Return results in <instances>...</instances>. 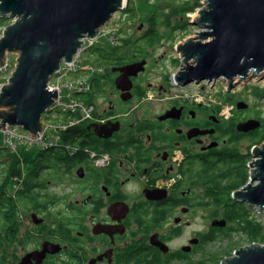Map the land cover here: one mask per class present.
Listing matches in <instances>:
<instances>
[{"label": "flooded vegetation", "instance_id": "flooded-vegetation-1", "mask_svg": "<svg viewBox=\"0 0 264 264\" xmlns=\"http://www.w3.org/2000/svg\"><path fill=\"white\" fill-rule=\"evenodd\" d=\"M184 28L140 35L153 47ZM107 38L89 49L95 68L83 101L93 112L80 122L83 137L63 144L73 124L41 145L0 140V264H208V245L225 242L227 252L239 244L238 210L254 218L256 208L235 197L251 171L238 187L224 157L250 168L264 143L261 112L245 118L233 105L226 114L223 100L200 86L208 79L185 83L174 44L175 56L158 59ZM143 60L117 85L119 68ZM249 119L261 127L240 132Z\"/></svg>", "mask_w": 264, "mask_h": 264}, {"label": "water", "instance_id": "water-1", "mask_svg": "<svg viewBox=\"0 0 264 264\" xmlns=\"http://www.w3.org/2000/svg\"><path fill=\"white\" fill-rule=\"evenodd\" d=\"M205 4L193 22L203 32L176 46L188 67L185 83L224 77L231 90L236 77L243 82L264 75V0H206ZM123 8L124 0H0V18L17 17L0 38V67L9 55L17 56L0 91V126H22L37 136L43 130L44 114L58 98L57 91L48 89L51 76L62 63L72 62L85 40H95ZM204 38L210 41H200ZM145 64L143 60L119 68L123 79L119 76L117 85L137 75ZM247 108L243 102L237 104L238 110ZM260 127V121L249 119L237 129L248 133ZM253 157L250 179L235 197L263 213L264 143L254 148ZM221 264H264V243L240 247Z\"/></svg>", "mask_w": 264, "mask_h": 264}, {"label": "rangeland", "instance_id": "rangeland-1", "mask_svg": "<svg viewBox=\"0 0 264 264\" xmlns=\"http://www.w3.org/2000/svg\"><path fill=\"white\" fill-rule=\"evenodd\" d=\"M205 3L206 0H128L127 5L122 10L118 11L103 27L102 35L106 34L105 37H108L107 41H112L105 44L112 47L113 42H119V39L122 38V40L128 41L127 43L130 45L128 46L129 49H131L135 44H140L144 48H148L150 50L151 57L160 59V56L165 54H167V57H173L176 55L175 51L171 50L173 44L175 48L176 45H179V42L182 41V43H184L187 38L193 35L196 36V33L201 32L200 30H202V27L193 24V22L198 16L197 10L206 8ZM182 6L191 7L193 9L189 12L181 11L178 13L177 11L180 10ZM194 13L195 15L192 16ZM15 20H17V17L11 18L9 20L10 24ZM179 22H181L180 24H182L185 28L184 30L175 33L169 42H159L155 46L151 47L147 44V40L141 38L140 29L145 30L147 27L153 28V31H156L153 36H156L163 34V32L165 33L169 27L178 26ZM2 28L3 27H0V33L2 32ZM154 28H157L159 31L155 30ZM99 41L101 42L102 39H99ZM200 41L203 43H208L210 38L200 39ZM92 45H97V42L92 43L91 39H86L84 49L82 51L80 50L81 53L76 58V60L83 59L86 64H90L93 66V68H95L93 62L94 57L88 50V48H90ZM100 45L101 44H99V46ZM16 58V55H10L12 70L14 69ZM168 64L169 63H165V65ZM192 66H196V64L192 63ZM64 67L65 66H63V69ZM262 76L264 75L260 74L255 77L253 76L243 82H240V78L236 77V79L233 81L234 87L231 90L229 89L228 81L224 77L217 78L215 81L204 80L200 86L204 87L206 94H214L223 100L224 111L226 114L231 111V106L234 105L240 114L245 113V118L253 117L256 111L261 112L262 117L264 118V77ZM1 79L2 78H0V84L2 81ZM80 98H83L82 95ZM239 102L247 104L250 109L247 108L238 110L237 104ZM47 117L48 116L46 115L45 118ZM19 127L24 129L22 126ZM27 132L30 133L29 131ZM254 160H256V158ZM249 170L251 171V167L248 168V174ZM256 182L257 181H254L253 185ZM253 214L255 219L264 223V213L258 215L256 210L253 209ZM238 239L239 244H242L241 247L250 244L247 240V237L243 234H239ZM224 243L225 242H220L219 244L215 243L213 245H208V257L212 253H214V256H216L218 253H222Z\"/></svg>", "mask_w": 264, "mask_h": 264}, {"label": "built area", "instance_id": "built-area-1", "mask_svg": "<svg viewBox=\"0 0 264 264\" xmlns=\"http://www.w3.org/2000/svg\"><path fill=\"white\" fill-rule=\"evenodd\" d=\"M83 49L84 47L81 51ZM78 56L71 63H63L60 70L50 78L48 89L57 91L58 98L49 108L48 112L45 113V116L50 117L43 119V130L37 136H33L19 126L7 125L4 128L0 126V133L3 134L6 143L41 145L42 143L54 142L56 139L55 131L58 127L65 128L66 126L78 124L91 117L93 107L83 104L78 99V95L84 94L89 90L92 67L89 65L84 66L82 59L76 60ZM63 66H65L64 69ZM11 73V61L8 58L5 65L0 67V78H2L0 90ZM65 114L68 115L67 125L62 120L56 121L58 116L62 117ZM104 158L102 156L99 159L103 160Z\"/></svg>", "mask_w": 264, "mask_h": 264}, {"label": "trees", "instance_id": "trees-1", "mask_svg": "<svg viewBox=\"0 0 264 264\" xmlns=\"http://www.w3.org/2000/svg\"><path fill=\"white\" fill-rule=\"evenodd\" d=\"M192 9L193 8L191 7L182 6L181 9L178 10L177 12L178 13L181 11L189 12V11H192ZM9 20H10L9 18L0 19V26L9 25L10 24ZM180 23L181 22H179L178 25H182ZM121 41L124 43L128 42L127 40H121ZM155 43L156 41L154 40H147V44H149L150 46ZM116 51L118 50H115V52ZM237 113L240 114L239 111H237ZM49 117L50 116H48L47 118ZM86 127H87V122H82V123H78L74 127L68 128L67 131H64L62 133L63 144L65 145L75 144L78 138L83 137L82 134L86 130ZM0 140H1V137H0ZM63 150L66 151L65 147L63 148ZM224 158L228 159L230 163L233 164V166H235L234 171L236 172V177L239 182L238 187L244 185L249 179L248 178L249 176H248V167L246 168L243 166V159L238 156L237 157L236 156H225ZM231 173H233V170H231ZM251 212L252 210L249 208L248 209L241 208L238 210L239 217H243L242 220L239 221L240 230L242 231L243 234L246 235L249 243L257 242V243L263 244L264 243V223L253 218L251 216ZM240 246H242V244H238L237 246H235L234 248H232L231 250L227 252L224 251L222 253H219V255L218 254L216 256L213 255L210 258V261L208 262V264H220L223 261V259L230 256L233 253V251L239 248Z\"/></svg>", "mask_w": 264, "mask_h": 264}, {"label": "bare ground", "instance_id": "bare-ground-1", "mask_svg": "<svg viewBox=\"0 0 264 264\" xmlns=\"http://www.w3.org/2000/svg\"><path fill=\"white\" fill-rule=\"evenodd\" d=\"M127 3H128V0H124V7L127 5ZM200 10V9H199ZM199 10H197L198 12H199ZM195 13H197V12H195ZM195 13L194 14H192V16H194L195 15ZM204 29L202 28V30H200L201 32L203 31ZM201 32H199V33H201ZM197 35H198V33H196ZM81 50V49H80ZM80 50H79V53H80ZM79 53L76 55V56H78L79 55ZM181 53V52H180ZM75 56V57H76ZM74 57V58H75ZM74 61V60H73ZM252 76H255V75H252ZM220 78V77H219ZM2 122V121H1ZM42 123H43V121H42ZM2 127V126H1ZM2 128H4V127H2ZM24 130V129H23ZM25 131V130H24ZM0 137H1V140H4V142H5V139H4V136H3V134L2 133H0ZM6 143V142H5ZM244 247V246H243Z\"/></svg>", "mask_w": 264, "mask_h": 264}]
</instances>
